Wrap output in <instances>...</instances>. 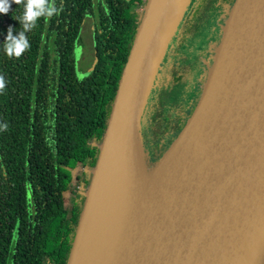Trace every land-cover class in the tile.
<instances>
[{"label":"water","instance_id":"water-1","mask_svg":"<svg viewBox=\"0 0 264 264\" xmlns=\"http://www.w3.org/2000/svg\"><path fill=\"white\" fill-rule=\"evenodd\" d=\"M190 2L146 1L92 169L68 264L101 262L110 214L123 208L124 202L117 204L119 197L113 192L118 179L145 187L122 169L108 179V166L118 158L119 141L130 130L141 69L168 8L141 88L135 148L142 145L139 117L163 59L165 35L174 14L171 36L175 35ZM240 2L235 0L228 15L194 113L159 163L178 151L181 158L168 183L153 197L152 208L139 216L138 233L129 251L122 246L119 264L122 260V264H264V0H249L235 23ZM103 195L106 203H99Z\"/></svg>","mask_w":264,"mask_h":264},{"label":"trees","instance_id":"trees-1","mask_svg":"<svg viewBox=\"0 0 264 264\" xmlns=\"http://www.w3.org/2000/svg\"><path fill=\"white\" fill-rule=\"evenodd\" d=\"M146 1L55 0L61 11L40 18L26 33L30 48L18 59L8 58L3 44L9 28L16 36L22 30L24 5L13 3L7 15L0 14V75L6 81L0 94V264L69 263L86 202L74 189L91 184L92 175L83 170L97 164ZM234 3L201 0L190 16L184 14L183 37L196 33L193 24L204 15L203 7L206 13L225 8L229 15ZM89 17L95 20L94 65L79 78L76 45ZM222 36L223 31L220 42ZM212 56L214 62L216 53ZM171 68L170 82L191 90L192 69L178 60ZM210 72L198 80L191 98L152 114L142 140L149 166L158 164L180 136Z\"/></svg>","mask_w":264,"mask_h":264},{"label":"rangeland","instance_id":"rangeland-1","mask_svg":"<svg viewBox=\"0 0 264 264\" xmlns=\"http://www.w3.org/2000/svg\"><path fill=\"white\" fill-rule=\"evenodd\" d=\"M201 0H191L186 12V16H190L193 11H196V8L199 6ZM210 1V0H208ZM179 3L175 8V13L177 11ZM145 6H142V11H144ZM211 11V10H210ZM221 13V14H220ZM225 11H215L206 13V10L203 7L202 16L198 17L194 22V29L196 33L190 37H183L182 33L184 32L183 26L187 23V18L183 19L182 25H180L174 36H171L172 23L175 19V14L172 16L171 23L169 25L167 36L165 35V51L162 55V62L160 63L159 69L156 74L153 86L151 88V93L149 97L145 99L144 106L139 117L141 122V140H144L145 128L149 124L152 114L155 112L156 108H160V111L169 112L172 107L180 105L184 98H191L193 95V90L185 88L184 84H174L171 81V65L175 61H180V64L183 68H191L193 71L192 75V86H196L198 79L208 76L211 71L213 64L214 53L217 52L220 44V35L225 28V20L228 18ZM216 17V18H215ZM190 18V17H189ZM95 20L93 18H87L82 31L80 41L76 45V57H77V76L79 78H84L91 70L94 65V44H93V33H94ZM216 27V31L213 30V27ZM209 47V48H208ZM177 49V52L176 50ZM201 83V90L204 88L206 80ZM202 80V79H201ZM190 87V88H191ZM190 90L186 92V90ZM141 109V107H140ZM139 109V111H140ZM134 120V125L130 130L129 145L132 146V149L135 153L139 154L135 148L136 142V120L139 114ZM143 131V133H142ZM142 143V142H141ZM144 144H137V149L140 150L141 156V168L144 173V176L147 180H150L154 177V174L158 170L160 163L149 166V163L145 159L146 156L144 152ZM170 148V146H169ZM168 148V149H169ZM127 154L126 156H128ZM90 171L92 169H89ZM77 186L74 191H84L88 193L86 188H78ZM79 193V192H77ZM65 202L69 207L71 205V200L69 194H65ZM108 210V209H107ZM110 212V210H108Z\"/></svg>","mask_w":264,"mask_h":264},{"label":"bare ground","instance_id":"bare-ground-1","mask_svg":"<svg viewBox=\"0 0 264 264\" xmlns=\"http://www.w3.org/2000/svg\"><path fill=\"white\" fill-rule=\"evenodd\" d=\"M173 1L174 0H171V3ZM248 2L249 0H241L240 5L235 13V23L241 17ZM167 11L168 8L157 27L141 69L140 78L142 77V84L139 87V91L137 94L135 112L130 130L134 125V120L140 107H142L141 88L144 82L143 78L146 76L161 32L165 25ZM130 130L128 133L124 134L119 141V145L117 148L118 158L112 160L108 166V179L111 178V174H114V171L116 169H122L130 173L134 180L139 181L142 184L144 183L143 185H145V187L141 185L134 187L128 181H126L124 177L119 178L117 183L113 186L115 198L119 197L117 204L121 203V201H123L124 203L121 204L123 208L115 210L110 214L108 225L109 238L105 245L103 257L101 258V262L99 264H119V255L122 253V246L126 244L128 246V251L130 250V244L134 241L135 236L138 233V225L137 227H135V225L139 216L142 214L143 210L145 211L148 209L149 211L152 208V204L150 203L152 202L153 197L159 194L162 184L168 183L169 176L178 164L182 155V152L179 151L171 154V156L164 159L160 164L158 170L154 174V177L150 180H147L144 176L141 175L142 166L141 162L139 161V154L135 153L132 149V146L129 145ZM136 151L138 152L137 149ZM127 154L129 155L126 156ZM104 196L105 195L101 197L99 203H106L105 201H102ZM122 263L123 260L120 261V264Z\"/></svg>","mask_w":264,"mask_h":264},{"label":"clouds","instance_id":"clouds-1","mask_svg":"<svg viewBox=\"0 0 264 264\" xmlns=\"http://www.w3.org/2000/svg\"><path fill=\"white\" fill-rule=\"evenodd\" d=\"M24 5V11L19 17L22 30L19 35H13V29H8L6 42L3 44L4 51L8 58H20L29 48L30 43L26 33L37 26L40 18L45 20L57 15L61 9H58L55 0H0V14L7 15L12 4ZM6 89V81L3 75H0V94ZM6 129L7 125H3Z\"/></svg>","mask_w":264,"mask_h":264},{"label":"flooded vegetation","instance_id":"flooded-vegetation-1","mask_svg":"<svg viewBox=\"0 0 264 264\" xmlns=\"http://www.w3.org/2000/svg\"><path fill=\"white\" fill-rule=\"evenodd\" d=\"M217 1H218V0H217ZM212 11H213V10H211V11H209V12H212ZM216 11H221V12H223V11H225V8H220V10H216ZM209 12H208V13H209ZM213 12H214V11H213ZM225 12H226V13H225V15H226V14H227V11H225ZM220 14H221V13H220ZM227 16H228V14H227ZM215 18H216V17H215ZM213 30L216 31V27H215V26L213 27ZM193 74H194V73H192V75H193ZM198 80H199V79H198ZM191 85H192V84H191ZM191 85H190V86H191ZM184 86H185V85H184ZM195 87H196V86H192V87H191V90L194 91ZM185 88H186V87H185Z\"/></svg>","mask_w":264,"mask_h":264},{"label":"crops","instance_id":"crops-1","mask_svg":"<svg viewBox=\"0 0 264 264\" xmlns=\"http://www.w3.org/2000/svg\"><path fill=\"white\" fill-rule=\"evenodd\" d=\"M93 169V168H92ZM84 173L86 174V173H89V174H91L92 175V170L90 171L89 169H87V168H84ZM88 188H86L85 190H87ZM64 198H65V196H64Z\"/></svg>","mask_w":264,"mask_h":264},{"label":"built area","instance_id":"built-area-1","mask_svg":"<svg viewBox=\"0 0 264 264\" xmlns=\"http://www.w3.org/2000/svg\"><path fill=\"white\" fill-rule=\"evenodd\" d=\"M78 188H79V189H81V188L84 189V187H82V186H79ZM75 192H76V193L79 192L78 194H83V195H85V192H84V191H75Z\"/></svg>","mask_w":264,"mask_h":264}]
</instances>
